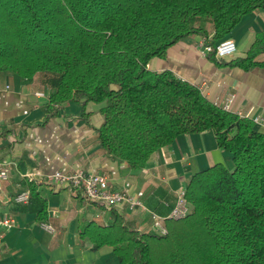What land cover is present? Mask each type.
<instances>
[{"label":"trees","instance_id":"trees-1","mask_svg":"<svg viewBox=\"0 0 264 264\" xmlns=\"http://www.w3.org/2000/svg\"><path fill=\"white\" fill-rule=\"evenodd\" d=\"M257 8L264 0H0V70L43 75L50 103L103 101L98 139L112 157L140 168L178 134L204 129L232 154L231 168L189 177L190 211L166 218L164 234L121 220L85 224L93 246L111 244L119 264H264V130L172 71L147 67L177 40L205 34L199 20L212 23L213 44ZM262 49L264 31L236 63L248 66ZM37 215L47 220L43 206Z\"/></svg>","mask_w":264,"mask_h":264},{"label":"crops","instance_id":"crops-1","mask_svg":"<svg viewBox=\"0 0 264 264\" xmlns=\"http://www.w3.org/2000/svg\"><path fill=\"white\" fill-rule=\"evenodd\" d=\"M196 26L205 34L191 33L177 40L163 56L151 58L147 67L170 70L200 85L206 97L227 101L232 112L264 114V49L248 66L236 63L264 31V8L244 14L229 31L225 37L234 39L236 50L222 59L201 52L203 43L211 40L212 23L201 19ZM49 91L41 74L22 77L0 70V159L11 162L8 177L0 178V216L16 218L12 227L0 225V264H119L111 244L93 246L82 231L85 224L110 225L121 220L150 232L149 210L166 215L192 174L216 163L233 165L231 152L217 144L212 129H204L178 134L151 153L142 167L133 168L100 145L103 101L50 103ZM254 127L264 130L259 124ZM79 168L104 175L111 189L136 196L144 207H106L66 184L45 180L56 170ZM31 187L34 195L28 204L13 201L18 192ZM41 206L54 232L40 226L37 211Z\"/></svg>","mask_w":264,"mask_h":264},{"label":"built area","instance_id":"built-area-1","mask_svg":"<svg viewBox=\"0 0 264 264\" xmlns=\"http://www.w3.org/2000/svg\"><path fill=\"white\" fill-rule=\"evenodd\" d=\"M236 50V43L231 37H223L216 40L213 44L204 42L201 52L203 54L213 53L217 59H222L231 55ZM201 89L200 85H197ZM37 94L43 95V92ZM216 105L228 110L227 101L219 102L217 99L213 100ZM239 116L248 117L254 124H259L264 128V114H251L249 111L237 112ZM11 162L9 160L0 159V178L6 179L10 171ZM29 175V174H27ZM45 180L54 184H66L73 190L81 191L89 200L102 202L106 207H111L116 204H126L129 208L137 206L144 207L139 198L131 195L123 190L111 189L108 186L106 177L99 173L87 172L81 168L63 172L56 170L45 176ZM30 199V190L25 188L18 192L13 201L18 203H27ZM190 204L185 197L184 188L179 190L174 199V203L166 215H160L152 210H149L151 230L164 234L166 226L164 220L166 218L182 217L189 213ZM16 224V218L12 214L0 216V225L5 228L12 227ZM40 226L47 232H54L55 228L47 221L39 223Z\"/></svg>","mask_w":264,"mask_h":264}]
</instances>
